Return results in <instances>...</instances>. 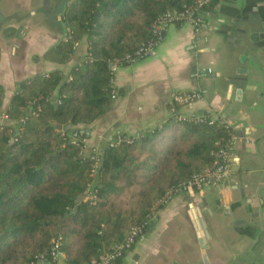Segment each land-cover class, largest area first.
<instances>
[{
    "label": "trees",
    "instance_id": "obj_1",
    "mask_svg": "<svg viewBox=\"0 0 264 264\" xmlns=\"http://www.w3.org/2000/svg\"><path fill=\"white\" fill-rule=\"evenodd\" d=\"M195 2L71 1L63 18L68 39L45 59L69 63L84 38L87 56L68 78L56 70L23 83L7 110L18 129L0 128V264L47 263L56 240L68 264H91L133 227L147 224L145 235L163 197L214 166L230 136L208 116L196 121L175 112L161 127L108 146L98 166L85 144L72 140L84 136L66 130L94 123L112 106L118 94L111 62L146 44L159 16ZM4 94L0 86V109Z\"/></svg>",
    "mask_w": 264,
    "mask_h": 264
},
{
    "label": "crops",
    "instance_id": "obj_2",
    "mask_svg": "<svg viewBox=\"0 0 264 264\" xmlns=\"http://www.w3.org/2000/svg\"><path fill=\"white\" fill-rule=\"evenodd\" d=\"M71 1L0 0V128L18 129L5 115L23 83L56 70L68 78L87 56L84 38L69 63L45 59L68 39L63 18ZM113 84L110 109L71 128L84 136L87 157L119 136L161 127L175 112L225 120L239 137L230 176L175 195L119 264H264V0H215L200 33L190 24L171 26L152 56L118 67ZM180 91L202 97L177 110L172 96Z\"/></svg>",
    "mask_w": 264,
    "mask_h": 264
},
{
    "label": "built area",
    "instance_id": "obj_3",
    "mask_svg": "<svg viewBox=\"0 0 264 264\" xmlns=\"http://www.w3.org/2000/svg\"><path fill=\"white\" fill-rule=\"evenodd\" d=\"M214 0H196L195 4L185 7L182 11H168L156 20L153 26V37L144 44L139 50L133 55H127L124 58L114 60L111 62V68L115 71L122 63L127 65L134 64L140 60H143L149 56H152L156 48L164 41L166 33L171 26L179 24H190L193 26L195 32L200 33L202 26L205 22V17L208 11L203 9L209 7ZM202 74H211L212 70L207 69L201 72ZM200 73V76L202 74ZM202 97L199 92H176L172 96V103L177 106L191 105ZM9 119L7 113L5 115ZM200 121V119L196 120ZM224 124L225 129L229 132V140L223 145L219 141L217 144L221 147L215 154V163L212 168L206 169L203 173L194 175L188 182L181 184L180 186L171 189L161 200L162 204H167L175 195L196 190L201 191L207 186L215 185L218 182L225 181L231 174L233 166V145L239 141V137L235 134L233 128L227 124L225 120L220 121ZM134 137L119 136L110 143V147H116L120 142L132 141ZM74 143L83 142L85 139L78 140L72 139ZM85 148V146H84ZM92 159L95 161V166L100 164V153L94 151ZM155 219V215L151 217V221ZM147 224L135 226L129 232L127 238L122 243L115 245L109 252L103 254L97 261L91 264H116L118 260L123 259L128 252H130L138 240L144 236L145 228ZM65 256L61 250L60 240H56L51 251V260L47 264H61L62 258ZM65 264H68L67 262Z\"/></svg>",
    "mask_w": 264,
    "mask_h": 264
},
{
    "label": "water",
    "instance_id": "obj_4",
    "mask_svg": "<svg viewBox=\"0 0 264 264\" xmlns=\"http://www.w3.org/2000/svg\"><path fill=\"white\" fill-rule=\"evenodd\" d=\"M59 129H62V127L61 126H59L58 127ZM71 129V126H68L67 128H66V130H70ZM12 142H13V140H12ZM84 199V196H81L80 198H79V201H81V200H83ZM203 249L204 250H206L207 248H208V246H207V244H206V239L205 240H203ZM204 259H205V261H207V256H206V253L204 252Z\"/></svg>",
    "mask_w": 264,
    "mask_h": 264
},
{
    "label": "rangeland",
    "instance_id": "obj_5",
    "mask_svg": "<svg viewBox=\"0 0 264 264\" xmlns=\"http://www.w3.org/2000/svg\"><path fill=\"white\" fill-rule=\"evenodd\" d=\"M99 153H100V155H101V150H99ZM90 157V156H89ZM101 158V157H100Z\"/></svg>",
    "mask_w": 264,
    "mask_h": 264
}]
</instances>
